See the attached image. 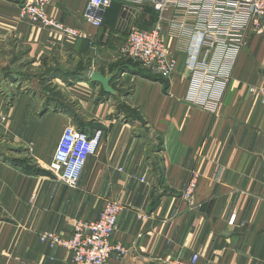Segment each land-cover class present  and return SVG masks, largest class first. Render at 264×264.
<instances>
[{
  "label": "crops",
  "instance_id": "1",
  "mask_svg": "<svg viewBox=\"0 0 264 264\" xmlns=\"http://www.w3.org/2000/svg\"><path fill=\"white\" fill-rule=\"evenodd\" d=\"M86 2L46 6L85 34L69 38L19 20L21 0H0V264H72L69 251L39 234L69 237L107 200L123 207L111 241L128 248L109 264H168L194 253L199 264H264V104L249 91L264 72V36L245 23L232 69L209 86L184 63L189 53L213 56L211 46H192L200 20L113 0L94 27L82 18ZM157 25L177 59L168 78L119 54L131 28ZM94 70L112 74L115 95L90 80ZM67 125L103 133L76 187L49 169ZM193 177L188 200L182 192Z\"/></svg>",
  "mask_w": 264,
  "mask_h": 264
},
{
  "label": "built area",
  "instance_id": "2",
  "mask_svg": "<svg viewBox=\"0 0 264 264\" xmlns=\"http://www.w3.org/2000/svg\"><path fill=\"white\" fill-rule=\"evenodd\" d=\"M113 0H87L82 17L94 27L102 24L103 14ZM158 12L172 7L205 24L202 31L193 33V48L203 45L214 48L211 59H198L192 53L187 54L184 61L186 67L200 75L202 81L209 86L215 85V77L228 75L232 69L242 37L243 25L251 21L256 33L264 36V0H229L220 3L217 0H146ZM52 0H21L18 9L19 20L39 24L52 33L66 37H84L85 34L67 26L46 13V6ZM186 23V22H185ZM120 53L143 68L162 77H169L175 70L177 59L170 52L167 41L159 25L146 30L131 28ZM220 80V79H219ZM227 79L223 81L226 82ZM197 81L192 80L189 97H195L198 89ZM252 94H258L264 104V72L257 86H250ZM102 130H82L74 125L63 128L49 169L61 182L76 187L82 170L89 156L93 155L101 142ZM144 178L141 181L144 182ZM196 186L195 178L186 184L182 196L191 200ZM118 200H107L98 216L89 221H77L73 224L69 237H63L54 231H44L38 236L41 243L49 247L61 246L71 254L72 264H109V259H121L128 253L122 243H113L111 235L116 229L118 217L122 210ZM197 253L187 259L175 258L168 264H199Z\"/></svg>",
  "mask_w": 264,
  "mask_h": 264
},
{
  "label": "water",
  "instance_id": "3",
  "mask_svg": "<svg viewBox=\"0 0 264 264\" xmlns=\"http://www.w3.org/2000/svg\"><path fill=\"white\" fill-rule=\"evenodd\" d=\"M89 78L92 82L100 84L103 91L107 94L115 95L117 93L110 85V82L113 80L112 74L104 75L99 71L94 70L90 73Z\"/></svg>",
  "mask_w": 264,
  "mask_h": 264
},
{
  "label": "rangeland",
  "instance_id": "4",
  "mask_svg": "<svg viewBox=\"0 0 264 264\" xmlns=\"http://www.w3.org/2000/svg\"><path fill=\"white\" fill-rule=\"evenodd\" d=\"M83 18V17H82ZM59 22H61V21H59ZM28 23V22H27ZM61 23H63V22H61ZM31 24H35V23H31ZM39 25V24H38ZM162 33H163V31H162ZM164 35V34H163ZM69 38H71V37H69ZM83 38V37H82ZM121 47V46H120ZM119 50H120V48H119ZM119 54L123 57V58H125L126 60H131V59H129L128 57H126V56H124V55H122L121 53H120V51H119ZM145 69V68H144ZM145 70H147V69H145ZM150 71V70H149ZM80 129L82 128V130H84V129H87V128H83L82 126H78ZM60 137V136H59ZM47 138H48V134H47ZM58 140H59V138L57 139V141H56V145H57V142H58ZM25 145V144H24ZM56 145H55V147H56ZM29 146H31V145H29ZM19 150H21L20 152L21 153H24L25 151H22V150H27V151H29V147L27 148H18V152H19ZM55 150V149H54Z\"/></svg>",
  "mask_w": 264,
  "mask_h": 264
},
{
  "label": "trees",
  "instance_id": "5",
  "mask_svg": "<svg viewBox=\"0 0 264 264\" xmlns=\"http://www.w3.org/2000/svg\"><path fill=\"white\" fill-rule=\"evenodd\" d=\"M82 129V128H81Z\"/></svg>",
  "mask_w": 264,
  "mask_h": 264
}]
</instances>
